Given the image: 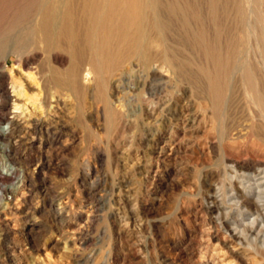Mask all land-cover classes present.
I'll list each match as a JSON object with an SVG mask.
<instances>
[{"label": "rangeland", "instance_id": "1", "mask_svg": "<svg viewBox=\"0 0 264 264\" xmlns=\"http://www.w3.org/2000/svg\"><path fill=\"white\" fill-rule=\"evenodd\" d=\"M39 1L0 0V81L12 98L13 83L25 93L20 105L0 97L12 121L0 175L14 168L21 178L0 184V264H264V218L252 224L253 205L264 204V152L239 137L248 120L239 99L218 124L194 70L155 79L129 68L104 90L109 121L96 91L80 102L41 85L53 64L33 59L27 42L19 58L29 65L7 56ZM252 1L264 15V0Z\"/></svg>", "mask_w": 264, "mask_h": 264}, {"label": "bare ground", "instance_id": "2", "mask_svg": "<svg viewBox=\"0 0 264 264\" xmlns=\"http://www.w3.org/2000/svg\"><path fill=\"white\" fill-rule=\"evenodd\" d=\"M252 2L249 4H257ZM245 3L247 0H40L29 21L13 29L16 33L14 38L11 36L13 43L7 56H15L18 63L29 65L30 57L19 58L27 42L33 48V59L41 56L53 64L48 66V74L38 78L41 85L64 89L80 102L86 93L96 91L100 100L96 101L103 105V113L109 121L115 113H111L110 100L104 90L108 84L121 79L129 68H148L155 79L164 76L163 69L178 76L195 71L197 75H194L201 79L198 83L205 88L213 119L219 124L227 114V107L239 99L248 110V117H245L248 120L244 121L247 125L239 132V137L263 153L264 15L252 10L256 6L248 7ZM251 21L259 26L257 32ZM254 38L257 42L253 41L255 52V46L252 47L257 57L253 56L258 58L257 62L253 56L255 62L246 58L247 44ZM0 66L3 69L4 63ZM84 76L90 78L89 87L85 86ZM11 88L14 100L9 95L8 84L2 80L0 97L5 104L17 102L20 105L25 99L22 98L25 94L22 85L13 83ZM8 114L6 111L0 115V120L7 122L1 128L2 140L8 135V125L12 122L7 121ZM260 180L264 181V177ZM5 181L19 183L21 178L16 176L14 168H7L0 175V184ZM261 194L258 191L256 202ZM253 206L257 210L252 224L256 225L264 218V204Z\"/></svg>", "mask_w": 264, "mask_h": 264}]
</instances>
